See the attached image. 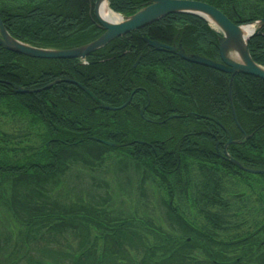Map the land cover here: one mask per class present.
Segmentation results:
<instances>
[{
    "label": "trees",
    "instance_id": "1",
    "mask_svg": "<svg viewBox=\"0 0 264 264\" xmlns=\"http://www.w3.org/2000/svg\"><path fill=\"white\" fill-rule=\"evenodd\" d=\"M108 1L112 10L130 15L150 0ZM200 1L237 24L264 17V0ZM94 3L0 0V17L18 40L69 48L102 33L90 16ZM218 34L196 14L171 13L98 48L86 64L30 57L0 46V105L11 118L27 114L31 123L45 128L44 134L31 129L16 137L28 138L31 132L40 136L33 145L39 162L14 164L0 152V190L7 187L0 191V205L21 234L18 243L10 236L0 239V252L6 250L1 264H20L21 257L29 264H63L64 258L67 264H264V174H258L262 181L253 203L244 189L235 188L239 173L250 172L223 155L230 136L238 141L227 146L231 157L264 169V80L234 76L238 127L229 103V74L186 61L177 52L148 47L143 39L180 43L188 54L217 59ZM247 45L252 59L264 65V27ZM11 83L43 89L14 93ZM131 91L126 106H101L121 107ZM7 137L1 128L0 143L5 139L8 144ZM110 156L117 158L116 174L135 173L142 201L158 197L162 214L147 207L151 217L111 215L113 199L105 179L92 180L87 196L76 191L79 185L83 188L81 174L95 179L93 174ZM70 175L79 183L69 189ZM101 187L105 193H94Z\"/></svg>",
    "mask_w": 264,
    "mask_h": 264
},
{
    "label": "water",
    "instance_id": "2",
    "mask_svg": "<svg viewBox=\"0 0 264 264\" xmlns=\"http://www.w3.org/2000/svg\"><path fill=\"white\" fill-rule=\"evenodd\" d=\"M101 1L102 0H95L93 13L96 21L103 29V32L98 37L87 43L61 49L34 46L13 37L6 30L0 18V46L4 47L7 50L36 58L85 59L91 52L105 46L115 38L150 25L165 15L171 13H192L206 19L208 22H210L209 19H211L219 29L220 34L218 35V48L220 61L213 60L199 54H188L182 48L180 43L176 46L174 44H166L156 39L143 37L144 41L147 43V46H150L156 50H167L170 52H174L176 48H178L177 54L182 59L230 74L228 93L232 108V114L235 121V109L232 104L231 95V83L234 75L237 73H243L253 75L264 80V66L256 63L252 59L247 46L248 38L255 35L258 30L264 25V18L256 21L254 24H256L257 27L254 28L248 35H245L242 29L245 24H236L218 8L209 3L198 0H150L146 5L130 15L121 14V20L110 21L103 18L99 14V4L101 3ZM237 51L240 54V60L235 59L232 55V53L235 54ZM54 82H57V80H55ZM11 85L15 93L37 91V89H25L15 83H11ZM81 87L83 89L85 88L83 86ZM131 96L132 92L123 106H125L130 101ZM101 106L107 109L118 108L111 107L106 104ZM101 141L108 145H115L114 143L109 141ZM226 158L231 163L238 166L240 169L246 170L251 173L264 174V169L246 167L228 154Z\"/></svg>",
    "mask_w": 264,
    "mask_h": 264
},
{
    "label": "rangeland",
    "instance_id": "3",
    "mask_svg": "<svg viewBox=\"0 0 264 264\" xmlns=\"http://www.w3.org/2000/svg\"><path fill=\"white\" fill-rule=\"evenodd\" d=\"M216 30L218 28L215 25H212ZM4 126V127H2ZM0 127L4 129L8 133L7 141L5 144V139L1 143L3 145L0 146V152L3 150L6 153H3L9 157L11 163L14 164H29L31 162H39L36 158V155L33 153H37V150H35V146L38 143H40L41 139L38 134H35V132H31L32 134L28 138H16L18 137L20 133L26 130H33L37 131L38 133L44 134L45 128L40 123H31L30 122V116L27 114H20V119L18 120L16 117L13 116L11 118L9 116V113L7 111V107L4 105H0ZM0 128V129H1ZM0 143V144H1ZM24 145L25 147H21ZM41 149H39V152ZM110 158H113L112 160H109ZM117 166V158L115 156H110L106 163L103 165L102 169L98 170L93 174L95 179H92L88 173H82L81 179L83 180V188L79 185L76 191H79L83 196H87L86 192L91 191L89 189V183L93 180L95 182H99V179H105L108 181L110 185V195H112V199L109 201L110 209L113 208L114 211L111 215L116 214H126V213H134L138 214V216H145L143 214H147L149 217H151L152 214L147 209H154L155 212L162 214V207L160 204L157 203V196H149L147 199L142 201L140 197H138L136 192V187L134 186V177L135 173L132 171L125 173H117L114 172L115 167ZM192 173V171H190ZM240 178L239 180V187L237 183H235V188H238L237 190H240L243 192V189L246 194L250 195V201L255 203V199L257 197V192L254 190H257L259 185L258 182L262 181V177L258 174H250L241 172L239 173ZM236 177V176H234ZM119 178V179H117ZM68 187L69 189L72 187V183H79V180L74 177V175H70L67 179ZM100 185H104L103 183H100ZM122 187L125 190L118 192V188ZM6 186L0 190L5 193ZM229 192L233 191V189L228 188ZM162 195L165 196L164 189H161ZM228 192V193H229ZM239 192V191H237ZM3 193V194H4ZM94 193H105V188H96ZM244 193V192H243ZM166 197V196H165ZM147 204V206L145 205ZM260 204V203H258ZM143 213V214H142ZM12 215L10 212L6 211L4 209V206L2 207L0 205V239L2 237H9L11 238L12 242L18 243V240L21 239V234H19V225L12 219ZM166 228L167 225L165 222L163 224ZM3 231H7L4 235L1 234ZM6 250H2L4 252ZM20 255H23V252H19ZM4 255V254H3ZM2 256H0V264ZM20 264H29L27 260L24 259V257H21ZM56 260H58L57 255L54 256ZM36 259L41 260L39 255L36 253ZM50 259L49 261H51ZM55 261V260H54ZM63 264H67V260L64 258L61 261ZM4 264V263H3ZM46 264V262H45Z\"/></svg>",
    "mask_w": 264,
    "mask_h": 264
},
{
    "label": "bare ground",
    "instance_id": "4",
    "mask_svg": "<svg viewBox=\"0 0 264 264\" xmlns=\"http://www.w3.org/2000/svg\"><path fill=\"white\" fill-rule=\"evenodd\" d=\"M99 14L103 18H105L107 20H110V21H119V20H121V17L119 16V14H117L116 12H114L109 7L108 0H102L101 3L99 4ZM209 20H210L211 25H215L216 26V24L211 19H209ZM254 27H256V26L253 23L252 24H246V25H244L242 27L243 33L245 35H248L254 29ZM232 55H233V57L235 59L240 60V54H239L238 51L235 54L232 53ZM53 59H61V58H53Z\"/></svg>",
    "mask_w": 264,
    "mask_h": 264
},
{
    "label": "flooded vegetation",
    "instance_id": "5",
    "mask_svg": "<svg viewBox=\"0 0 264 264\" xmlns=\"http://www.w3.org/2000/svg\"><path fill=\"white\" fill-rule=\"evenodd\" d=\"M94 14H93V12H92V20L95 22V20H94V16H93ZM95 24L97 25V23L95 22ZM98 26V25H97ZM99 27V26H98ZM100 28V27H99ZM147 45V44H146ZM141 56V54L139 55V57ZM139 57H138V59H139ZM217 59H218V61H219V54H218V57H217ZM139 61V60H138ZM137 61V62H138ZM136 62V61H135ZM137 64V63H136ZM133 66H134V63H133ZM245 137H247V135L245 134ZM231 137L229 136V139H230ZM219 155H221V154H219Z\"/></svg>",
    "mask_w": 264,
    "mask_h": 264
}]
</instances>
